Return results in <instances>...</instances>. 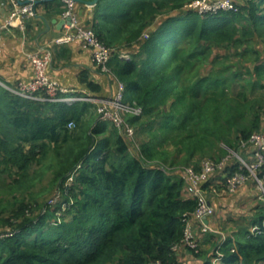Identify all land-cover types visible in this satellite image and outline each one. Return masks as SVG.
<instances>
[{"label": "trees", "instance_id": "trees-1", "mask_svg": "<svg viewBox=\"0 0 264 264\" xmlns=\"http://www.w3.org/2000/svg\"><path fill=\"white\" fill-rule=\"evenodd\" d=\"M190 1L95 4L92 28L114 49L109 65L125 84L124 101L142 109L140 116H127L138 148L121 129L99 119L91 102H40L0 83V164L17 167L13 182L20 187L36 178L35 172L29 175L32 163L48 158L59 193L52 205L25 198L11 204L5 219L11 228L0 230V264H184L182 250L197 264L203 256L201 249L172 250L196 199L185 190L183 176L163 164L168 145L175 147L171 155L185 151L190 161L215 140L233 148L234 134L242 155L240 142L264 132V97L251 93H264V53L258 47L264 43V0H230L234 9L206 13L185 7ZM132 45L136 51L121 58L119 52ZM223 57L240 60L221 66ZM214 62L220 64L211 72ZM237 81L239 91L232 90ZM222 109L226 118L214 126ZM194 113L198 123L181 132ZM237 171L246 173L232 158L202 187L208 189L215 176L226 185ZM254 221L260 232L248 230L243 240L227 236L223 264H264V214ZM198 236L211 242L199 262L209 264L221 237Z\"/></svg>", "mask_w": 264, "mask_h": 264}, {"label": "built area", "instance_id": "built-area-1", "mask_svg": "<svg viewBox=\"0 0 264 264\" xmlns=\"http://www.w3.org/2000/svg\"><path fill=\"white\" fill-rule=\"evenodd\" d=\"M45 1L11 0V9L4 20L0 22V36L3 31H9L12 26L16 27L20 32H24L26 21L36 15L38 10L41 9L40 6ZM62 1L64 2L62 16L64 19H68V21L65 23V31L55 37L53 43L61 44L80 40L85 46L89 47L92 51V61L98 70L116 80L117 88L113 95L109 98L99 99L90 96L86 91L72 90L60 86L56 81L47 76V69L51 62L50 51H45L43 54H40L38 51L26 52V58L34 70V78L29 84L19 83L14 87L2 85L17 95L40 102H91L95 105L99 119L107 120L121 129L126 138L138 148L139 144L136 139L134 126L127 121V116H140L142 109L139 106L124 101L125 84L114 74L109 65L114 49L101 41L92 27L83 25L75 10L76 0ZM185 7L200 13L234 9L230 0H192ZM119 53L121 58L129 57L124 50ZM67 126L70 128L73 126V123L69 122ZM248 147L253 148L251 159L248 160L239 153H234V158L239 162L240 169L249 171L250 176L261 190L264 200V132H254L247 140L240 142L239 148L242 151ZM232 158L231 154H227L220 160L206 159L202 162L199 170L187 166L183 169L181 168V175L185 179V190L196 199V207L185 217L183 236L178 243L173 245L172 250L174 252H178L183 247L194 252L200 251V237L195 231V227L198 226L202 234L210 232L221 237V241L212 249L209 264H223V244L227 239V234L214 228L208 222V219L214 215V209L212 204L208 203V198L206 197L208 192L202 187V183L214 173L224 170L228 161ZM243 174L240 171L233 173L227 180V188L232 189V182L239 183L246 180L247 176ZM258 232H260L259 227L252 225L250 233L254 234ZM154 264L159 263L156 262Z\"/></svg>", "mask_w": 264, "mask_h": 264}, {"label": "crops", "instance_id": "crops-1", "mask_svg": "<svg viewBox=\"0 0 264 264\" xmlns=\"http://www.w3.org/2000/svg\"><path fill=\"white\" fill-rule=\"evenodd\" d=\"M11 0H0V22L4 20L11 9ZM64 2L62 0H46L40 6L35 16L26 21L24 32L12 26L9 31H3L0 36V83L10 87L29 84L34 78L32 65L26 58L27 51L51 52V62L47 69V76L56 81L63 88L86 91L90 96L99 99L109 98L117 88L116 80L98 70L91 58V49L80 40L56 44L53 39L65 31V19L62 16ZM75 10L84 26L93 27L96 19L95 5H87L83 1L76 2ZM259 43V42H258ZM260 44V45H259ZM258 47L264 53V43ZM137 47L131 46L134 53ZM127 48H125L126 50ZM129 49V47H128ZM252 93L255 97V91ZM261 95V94H260ZM264 120V119H263ZM264 129V121L261 123ZM252 147L241 151L246 159H251ZM181 176V175H180ZM184 178V177H183ZM221 176L210 178L208 193L214 209L208 222L224 230L232 240H243L244 234L261 217L264 212V200H260V192L254 181L246 180L235 189H228L227 184L220 181ZM227 183V182H226ZM216 193V191H218ZM197 234L202 233L195 227ZM202 237V236H201ZM201 258L197 257V264L202 261L211 247V242L200 238ZM182 262L192 264L190 253L182 250Z\"/></svg>", "mask_w": 264, "mask_h": 264}, {"label": "rangeland", "instance_id": "rangeland-1", "mask_svg": "<svg viewBox=\"0 0 264 264\" xmlns=\"http://www.w3.org/2000/svg\"><path fill=\"white\" fill-rule=\"evenodd\" d=\"M171 12V11H169ZM169 12H166V15L169 14ZM179 13V11H175L173 14ZM172 13V12H171ZM155 21H153L154 23ZM156 23V22H155ZM147 33V31H146ZM147 35L143 34L142 38H146ZM134 45H132L133 47ZM128 56H130L131 54H133L131 47H129V49L127 48L126 50H124ZM132 51V52H131ZM223 56V55H222ZM222 59L223 64L221 66H232L233 64H237V59L236 57L233 58H225ZM240 60V59H238ZM246 61L243 59L242 63L244 64ZM220 63H212V69L211 72H213L215 69H217V66ZM207 66V63H204L202 65V67ZM200 67V66H199ZM198 68V67H196ZM195 68V70H196ZM239 72L243 71L240 69ZM241 78H237V80ZM237 85L234 84L232 86V90L234 89V87H236L237 91H239L240 89V84L242 85L241 81H237ZM187 85L188 81L187 80H183L182 84ZM235 89V90H236ZM255 97L257 99H259L260 97H257L258 95L262 94L261 91H255L254 92ZM173 99L170 98L169 101H172ZM221 117L220 120H215L211 122V124H213L214 126L216 125L221 126L222 125V121L226 118V114L224 109H222V111H220ZM193 118H187L184 125L182 124V126L180 127L181 132H184L185 129H189L193 126V124L198 123L197 122V117L196 114L194 113L192 115ZM181 120V119H180ZM207 124V123H206ZM208 126V124H207ZM73 127V126H71ZM70 127V128H71ZM196 128V127H195ZM234 130L232 128V130L230 129V132ZM199 132V131H198ZM254 132H259V130L254 131ZM201 133V132H199ZM234 134H232L231 137V144L234 146H232L233 148H229L223 141H219V140H215L214 141V145L213 147L211 145H206L207 147H204L202 151H198L195 155L194 158L190 159V161H188V156L186 155L185 151H182L181 154H176V155H171L174 150L175 147H173L172 145H168V152H169V159L165 162V164H163L165 167H168L169 169L171 168L172 171L175 172V174H182L181 172V168L183 169L184 167H192V168H196V170L200 168L202 162L206 159H211V160H218L220 159L221 156H226L227 154H231L233 156V158L235 157L234 153H238V146H237V141L234 139ZM172 150V151H171ZM172 157L175 158V164L171 165L170 161H172ZM236 159V158H234ZM157 160V159H156ZM49 163V159L46 158L44 159L42 162L39 163V161H35L32 163L31 168L29 170V175L31 173H36V178L31 182L30 180L26 181H22L24 186L27 187H23L22 186H17L13 181L15 178H18L19 174L17 171V167L14 165H6L4 163L0 164V230L2 232V230L8 231L11 226L9 225V222L7 223V221H5V219L7 218V215H9V209L11 207V204L13 205V203L17 200V199H28L29 201H34L36 200L37 203H43L45 200L46 204L48 203V205H52L54 204V199L55 201L57 200V198H59V193L56 190L57 188L55 187V183L53 184V179H54V175L53 172L50 169L46 168V164ZM245 172L243 175L247 176L246 180H250V181H254V179L250 176L249 171L245 169ZM246 180L244 181H240L239 183L237 182H232L231 186L232 189H235L239 184L244 183ZM29 185V186H28ZM230 185V183H229ZM257 186V184H256ZM258 188V186H257ZM259 189V188H258ZM208 192V190H206ZM218 191H216V193H218ZM260 192V200L262 198V193L261 190L259 189ZM209 194V193H208ZM207 196V194H206ZM51 198V199H49ZM53 200V201H52ZM1 207H5V209H8L6 212H3L4 210H1ZM218 226V225H217ZM217 226H213L214 228L221 230L222 232H225L224 230L220 229ZM226 233V232H225Z\"/></svg>", "mask_w": 264, "mask_h": 264}, {"label": "water", "instance_id": "water-1", "mask_svg": "<svg viewBox=\"0 0 264 264\" xmlns=\"http://www.w3.org/2000/svg\"><path fill=\"white\" fill-rule=\"evenodd\" d=\"M78 1H83L87 5H95L98 2V0H76V2H78ZM65 21L67 22L68 19H65ZM206 197L208 198V203L211 204V202H210L211 195L210 194H207Z\"/></svg>", "mask_w": 264, "mask_h": 264}]
</instances>
